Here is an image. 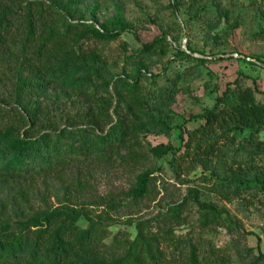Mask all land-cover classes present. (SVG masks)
Segmentation results:
<instances>
[{
  "label": "trees",
  "instance_id": "obj_1",
  "mask_svg": "<svg viewBox=\"0 0 264 264\" xmlns=\"http://www.w3.org/2000/svg\"><path fill=\"white\" fill-rule=\"evenodd\" d=\"M76 5L64 0H0V63L11 73L0 65V75L11 82V98L26 110L23 113L14 105L9 110L0 107V178L59 175L73 162L108 163L120 148L128 147L130 142L139 143L140 133L170 134L173 129L171 122L178 116L172 108L177 86L171 82L145 91L140 86L142 69L128 86L116 88L115 98L124 109L117 119L106 111L97 113L93 123L83 126L76 118L73 128H60L47 123L42 113L25 102L40 94L46 81L51 83L65 75L82 80V67L87 61L89 71L101 76L108 72L106 57L97 44L116 39L126 27L100 29L91 23L72 22L69 19H74ZM90 40L96 45L87 46ZM168 43L167 33L162 32L144 43L141 51L163 52ZM178 52L191 57L183 49ZM237 54L212 55L209 61L229 58L240 59L250 67L264 64L258 58ZM248 74L240 73L228 82L212 107L189 115L186 122L199 120V124L190 129L186 151L182 154L176 150L173 162L177 173L183 166L194 168L199 164L219 171L221 180L213 183L210 190L229 201L252 188L264 190V139L259 137L264 133V103L256 98V92H264L243 82L242 78H252ZM112 122L106 131V124ZM244 129L251 130L249 148L236 134ZM180 135L184 141L183 133ZM242 154L247 155L245 161L238 157ZM148 178L149 174L141 177L136 191L99 196L94 203L79 193L85 187L81 181L74 188L70 182L63 204L14 223L1 222L0 264H227L220 249H201L200 242L181 247L171 232L154 230L149 220L135 223L137 233L133 239L126 232L110 230L111 212L144 194ZM192 196L203 211L201 225L210 223L207 213L212 214V222H233L228 210L202 201L196 190ZM89 204L104 206L103 214L93 217ZM179 208L175 207L176 216ZM81 218L87 220L86 226L79 224ZM260 246L258 238L259 255L253 264L264 259Z\"/></svg>",
  "mask_w": 264,
  "mask_h": 264
},
{
  "label": "rangeland",
  "instance_id": "obj_2",
  "mask_svg": "<svg viewBox=\"0 0 264 264\" xmlns=\"http://www.w3.org/2000/svg\"><path fill=\"white\" fill-rule=\"evenodd\" d=\"M64 1L77 3L74 19H69L72 22L91 23L100 29L124 25L126 29L109 43L97 44L108 63L105 75L89 71L87 61L82 67L85 72L82 80L65 75L51 83L46 81L40 94L25 100L29 107L42 113L47 123L60 128H73L71 124L76 118L83 126L93 123L97 113L106 111L117 119L124 109L115 98V90L128 86L142 69L144 76L140 86L145 91L171 82L177 86L172 108L178 116L171 122L170 134L140 133V142L132 145L130 142L128 147L117 150L111 162H73L59 175L0 178V223H14L39 214L47 207L63 204L65 188L70 182L74 188L76 182L81 181L85 187L79 193L84 200L94 203L99 196L136 191L141 177L149 174L144 182L146 192L119 211L111 212L113 219L109 228L113 233L126 232V236L133 239L137 233L135 223L149 220L154 230L171 232L181 247L200 242L201 249L212 246L220 249L227 264H253L259 255L258 238L264 252V190L252 188L229 201L210 190L213 183L221 180L219 171L199 164L194 168L183 166L177 173L173 162L176 150L182 154L186 151L185 141L190 129L199 124V120L186 122V119L190 114L212 107L228 82L248 72L252 78H242L243 82L256 85L264 92V64L250 67L240 59L229 58L209 61L212 55L233 53L237 56V52L264 61V0ZM162 32L167 33L169 41L165 51L151 50L143 54V44ZM86 45L93 47L96 41L90 40ZM178 49L185 50L191 57L180 54ZM205 56L209 58L206 61L196 58ZM0 65L11 74L4 63ZM25 76L23 73L22 77ZM38 84H41L40 79ZM12 91L9 79L0 75V107L9 110L14 105L26 113L23 106L11 98ZM256 98L264 103L263 93L256 92ZM112 124H106V131ZM236 134L249 148L251 130L236 131ZM259 137L264 139V133ZM161 145L164 146L161 148ZM238 157L245 161L247 155ZM194 190L202 201L228 210L233 222H212V214L207 213L210 223L201 225L203 211L193 200ZM177 206L180 208L176 216ZM104 208L88 205L93 217L103 214ZM79 224L86 226L87 220L81 218ZM257 264H264V259Z\"/></svg>",
  "mask_w": 264,
  "mask_h": 264
}]
</instances>
